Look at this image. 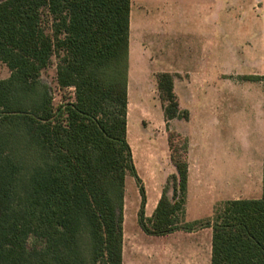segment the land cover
Masks as SVG:
<instances>
[{"label": "trees", "instance_id": "1", "mask_svg": "<svg viewBox=\"0 0 264 264\" xmlns=\"http://www.w3.org/2000/svg\"><path fill=\"white\" fill-rule=\"evenodd\" d=\"M129 12L130 0L0 2V63L10 73L0 80V264H122L127 175L146 235L211 227V264H264V160L260 200L230 201L212 224H187L183 138L170 158L175 174L145 218L127 141ZM54 58L58 87L73 90L58 108L40 79ZM160 75L173 101L167 120L187 119L171 76Z\"/></svg>", "mask_w": 264, "mask_h": 264}, {"label": "crops", "instance_id": "2", "mask_svg": "<svg viewBox=\"0 0 264 264\" xmlns=\"http://www.w3.org/2000/svg\"><path fill=\"white\" fill-rule=\"evenodd\" d=\"M170 5L178 9L179 44L168 64L174 71L159 73L171 76L189 125V133L178 132L187 139L183 222L212 224L225 203L257 201L263 194L264 82L250 78L264 77V0H130L129 87L134 70L143 65L134 39L151 38L162 57L161 25ZM174 77L187 84L186 110ZM160 197L151 196L152 214ZM148 209L145 195V218ZM146 237L149 256L136 258L128 250L126 258L123 217L122 264H211V227Z\"/></svg>", "mask_w": 264, "mask_h": 264}, {"label": "rangeland", "instance_id": "3", "mask_svg": "<svg viewBox=\"0 0 264 264\" xmlns=\"http://www.w3.org/2000/svg\"><path fill=\"white\" fill-rule=\"evenodd\" d=\"M177 12L178 9L171 6V8H166L163 15L167 21L161 25L163 35L166 38V41L162 39L165 42V47H162V57L161 51L156 49L157 45L151 38L144 35L136 37L133 42L138 60L143 65L134 70V80L130 87L128 80L127 141L140 187L143 188L145 195L149 198V209L147 212L145 211L146 218H150L152 215L150 211L151 196H160L168 178L174 174L170 158L171 155L177 158L181 154L184 138L178 132L189 133L188 122L183 119L167 120L164 110L172 109L173 101L169 98V92L166 91L169 79L161 77V73H159H172L174 71L168 64L173 62L172 58L179 44L174 37V28L178 24ZM139 18L142 20L144 15L142 14ZM56 65L57 61L54 58L40 75L41 81L50 88L54 108L73 101V90H62L57 85ZM9 74L5 65L0 63V80L7 79ZM176 78L174 77V85L180 97L181 107L186 110L185 108L190 102L187 96H184L187 84L181 80L182 78L181 81ZM158 79L163 86L160 91L157 87ZM138 189L139 186L135 179L127 175L124 195L126 258H128V250L133 252L136 258L149 256L147 250L150 249V244L144 241L147 237L137 223V213L140 206ZM28 246L40 247V243L35 239H30ZM130 257L132 256L130 255Z\"/></svg>", "mask_w": 264, "mask_h": 264}]
</instances>
